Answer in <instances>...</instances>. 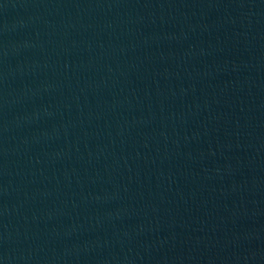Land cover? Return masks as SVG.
Returning a JSON list of instances; mask_svg holds the SVG:
<instances>
[{"label": "water", "instance_id": "obj_1", "mask_svg": "<svg viewBox=\"0 0 264 264\" xmlns=\"http://www.w3.org/2000/svg\"><path fill=\"white\" fill-rule=\"evenodd\" d=\"M0 264H264V0H0Z\"/></svg>", "mask_w": 264, "mask_h": 264}]
</instances>
